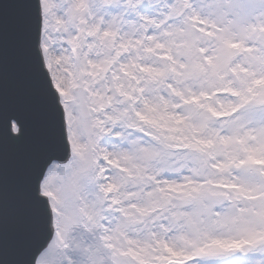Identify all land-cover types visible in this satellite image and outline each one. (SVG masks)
<instances>
[{
  "label": "snow or ice",
  "instance_id": "1",
  "mask_svg": "<svg viewBox=\"0 0 264 264\" xmlns=\"http://www.w3.org/2000/svg\"><path fill=\"white\" fill-rule=\"evenodd\" d=\"M0 264H264V0H0Z\"/></svg>",
  "mask_w": 264,
  "mask_h": 264
}]
</instances>
